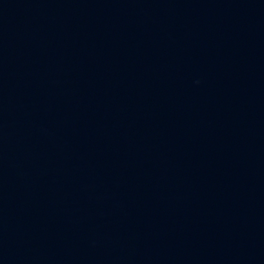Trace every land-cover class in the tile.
Returning <instances> with one entry per match:
<instances>
[{"label":"water","instance_id":"obj_1","mask_svg":"<svg viewBox=\"0 0 264 264\" xmlns=\"http://www.w3.org/2000/svg\"><path fill=\"white\" fill-rule=\"evenodd\" d=\"M0 264H264V0H0Z\"/></svg>","mask_w":264,"mask_h":264}]
</instances>
